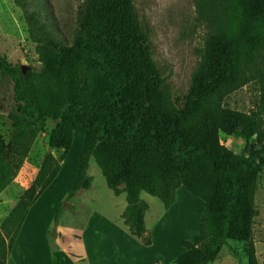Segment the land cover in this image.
<instances>
[{
  "label": "trees",
  "instance_id": "obj_1",
  "mask_svg": "<svg viewBox=\"0 0 264 264\" xmlns=\"http://www.w3.org/2000/svg\"><path fill=\"white\" fill-rule=\"evenodd\" d=\"M17 3L25 7L24 0ZM203 3L211 31L187 92L174 99L152 61L133 0H81L70 43L59 39L37 12L24 13L41 68L22 73L0 55V73L12 79L14 99L21 104L22 116L11 117L15 124L32 120L42 125L46 119L56 124L48 139L51 151L0 224V264H7L29 208L56 177L74 132L89 135L91 140L65 201L89 188L87 170L96 146L110 147L127 157L129 171L109 181L110 187L132 175L129 150L145 146L169 152L177 160H202L208 170L229 179L227 201L218 212L221 234L199 245L181 240L185 250L175 257L174 264H209L216 259L239 207V176L264 170V139L260 147L250 142L257 117L264 113V0ZM249 82L258 86L257 110L242 112L226 106L225 98ZM244 126L249 131L241 152L221 143L220 133L237 135ZM16 150L0 133V192L19 167ZM52 150L63 154L56 157ZM65 209L61 202L54 210L48 235L53 239L52 249L57 248L54 243ZM132 227V234L143 244L151 243L141 211ZM153 264L162 263L156 258ZM247 264H260L252 240L247 242Z\"/></svg>",
  "mask_w": 264,
  "mask_h": 264
},
{
  "label": "rangeland",
  "instance_id": "obj_2",
  "mask_svg": "<svg viewBox=\"0 0 264 264\" xmlns=\"http://www.w3.org/2000/svg\"><path fill=\"white\" fill-rule=\"evenodd\" d=\"M133 1L139 27L147 35L152 61L166 90L173 99L184 95L211 31L203 0ZM24 2L23 8L17 0H0V55L22 73L41 68L24 13L37 12L59 39L70 43L75 37L81 0ZM258 99L257 84L249 82L230 93L224 103L238 111L253 112ZM20 108L14 99L12 79L0 73V133L16 147L19 163L15 177L0 192V224L51 151L48 139L56 124L52 119L42 125L32 120L15 124L11 115L22 116ZM248 131L244 126L237 135L220 133V141L228 149L241 152ZM262 139L264 113L257 117L250 142L260 147ZM90 140L91 136L74 132L56 177L29 208L7 264H151L156 258L162 264H174L184 250L181 240L199 245L221 234L218 212L227 201L230 180L208 170L202 160H177L171 153L149 146L129 150L133 173L116 187H110L109 181L129 171L127 157L110 147L96 146L89 158V188L65 201L70 185L78 179L81 155ZM52 152L56 157L63 154L62 150ZM238 186L239 207L226 242L209 264H247L249 240L254 243L258 262L264 264V170L243 172ZM61 202L71 221L68 227L72 239L66 236L61 240L59 235L54 243L58 249H52L53 239L48 235L54 210ZM140 211L149 232V245L132 234ZM68 243L84 261L74 262L62 255L54 259L52 254L59 256L61 245L67 257L70 255Z\"/></svg>",
  "mask_w": 264,
  "mask_h": 264
},
{
  "label": "crops",
  "instance_id": "obj_3",
  "mask_svg": "<svg viewBox=\"0 0 264 264\" xmlns=\"http://www.w3.org/2000/svg\"><path fill=\"white\" fill-rule=\"evenodd\" d=\"M73 206H74V208H75V210H77L78 208H77V205L76 204H73ZM65 211V210H64ZM63 211V213H62V215H61V218H60V222H59V225H58V230H59V232H60V235H61V237H62V239L61 240H63L66 236H67V238L68 239H72V237H71V234L73 233L72 231H71V229L68 227L69 226V222H71L70 221V219H67L68 218V216H67V214H66V212H64ZM74 238V237H73ZM77 238H79V237H77ZM58 240V239H57ZM14 245V244H13ZM58 245V244H57ZM61 247V250H59V251H61V252H59V256L56 254V253H53L52 255H53V257H54V259H59L60 258V255H62L63 257H64V259H72L74 262H81V261H84L85 260V258L84 257H82L81 255H78V254H75V253H73L72 251H71V249H70V245H69V243H68V245H67V248L68 249H70L69 251H70V255L67 257V255L64 253V248H62V245L60 246ZM58 249V248H57ZM183 249L185 250V247H183ZM183 250V251H184ZM56 251V250H55ZM58 253V252H57ZM64 253V254H63ZM52 255H51V257L50 258H52ZM158 257V256H157ZM156 258V257H155ZM154 260L155 259H153V261H152V263L151 264H153V262H154ZM159 260V259H158ZM53 263V262H52Z\"/></svg>",
  "mask_w": 264,
  "mask_h": 264
}]
</instances>
